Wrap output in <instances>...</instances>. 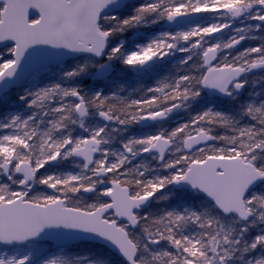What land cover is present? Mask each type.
I'll list each match as a JSON object with an SVG mask.
<instances>
[{"label": "snow or ice", "instance_id": "snow-or-ice-1", "mask_svg": "<svg viewBox=\"0 0 264 264\" xmlns=\"http://www.w3.org/2000/svg\"><path fill=\"white\" fill-rule=\"evenodd\" d=\"M5 104L0 264H264V0H0Z\"/></svg>", "mask_w": 264, "mask_h": 264}, {"label": "trees", "instance_id": "trees-1", "mask_svg": "<svg viewBox=\"0 0 264 264\" xmlns=\"http://www.w3.org/2000/svg\"><path fill=\"white\" fill-rule=\"evenodd\" d=\"M254 43V42H253ZM144 84H149L150 81H146V82H143ZM131 86L135 84V81H131L130 82ZM245 96L247 95V93L244 94ZM220 106L224 109H228L230 107H232V105L228 104L227 101H221L220 102ZM181 194L180 196L177 198V200L181 199ZM176 201H173V203H175ZM157 207H163V203H158L157 205H155L153 207V211L157 208ZM82 248L84 249H88V248H91L92 250L96 251L97 252V255L108 261L109 264H119V257L116 256L114 253H112L111 251H109L107 248H104L102 246H99V245H96V244H81L80 245Z\"/></svg>", "mask_w": 264, "mask_h": 264}, {"label": "flooded vegetation", "instance_id": "flooded-vegetation-1", "mask_svg": "<svg viewBox=\"0 0 264 264\" xmlns=\"http://www.w3.org/2000/svg\"><path fill=\"white\" fill-rule=\"evenodd\" d=\"M168 68L171 69L172 68V65H168ZM162 75L164 74H167L166 72H162L161 73ZM146 81H149V80H145L143 82H146ZM14 92V91H13ZM182 118V117H181ZM186 118V117H185ZM75 170L74 168V162L73 161H67L64 163V167L62 168V171H65V172H68V171H73ZM41 190H44L43 188H41ZM50 191V190H49ZM180 194V193H178ZM178 197V196H177ZM157 205V204H154L153 207Z\"/></svg>", "mask_w": 264, "mask_h": 264}, {"label": "rangeland", "instance_id": "rangeland-1", "mask_svg": "<svg viewBox=\"0 0 264 264\" xmlns=\"http://www.w3.org/2000/svg\"><path fill=\"white\" fill-rule=\"evenodd\" d=\"M154 30H158V29H154ZM174 63V62H173ZM169 65H172V64H169ZM17 91V90H16ZM16 91H14L13 93H12V96H13V99L15 98V92ZM8 107V105H3V106H0V116H2L3 114H4V111L6 110V108ZM184 116V114H182V118H184L183 117ZM63 167H64V165H63ZM62 167V168H63ZM62 168H61V170H62ZM47 247H51V244L50 243H48L47 245H46Z\"/></svg>", "mask_w": 264, "mask_h": 264}, {"label": "water", "instance_id": "water-1", "mask_svg": "<svg viewBox=\"0 0 264 264\" xmlns=\"http://www.w3.org/2000/svg\"><path fill=\"white\" fill-rule=\"evenodd\" d=\"M126 2H131V3H135L137 2V0H126ZM32 15L35 16V15H38L37 11L36 10H32ZM52 243V248L54 249L55 248V243L54 242H51ZM90 243V242H89ZM91 243H97V242H91ZM98 244V243H97ZM103 246V245H102ZM112 251V250H111ZM113 252V251H112Z\"/></svg>", "mask_w": 264, "mask_h": 264}]
</instances>
